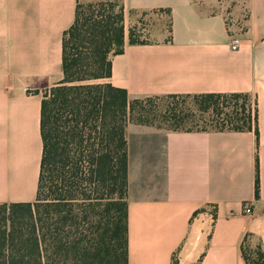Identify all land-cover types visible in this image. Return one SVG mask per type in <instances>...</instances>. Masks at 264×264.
Instances as JSON below:
<instances>
[{
  "label": "crops",
  "instance_id": "1",
  "mask_svg": "<svg viewBox=\"0 0 264 264\" xmlns=\"http://www.w3.org/2000/svg\"><path fill=\"white\" fill-rule=\"evenodd\" d=\"M102 1L122 5L126 23L131 13L170 10L172 30L145 45L127 41L101 83L132 100L247 95L257 114L244 132L128 125L129 264H246V239L264 252V0H243V20L226 0H0V206L37 200L42 103L64 78V33L78 4Z\"/></svg>",
  "mask_w": 264,
  "mask_h": 264
},
{
  "label": "trees",
  "instance_id": "2",
  "mask_svg": "<svg viewBox=\"0 0 264 264\" xmlns=\"http://www.w3.org/2000/svg\"><path fill=\"white\" fill-rule=\"evenodd\" d=\"M127 41L149 43L135 27L127 32L125 9L117 1L78 4L63 38L64 78L42 103L37 200L0 206V264H129L130 123L158 129L164 124V130L184 133L256 127L247 95L132 100L126 90L101 83L112 76V57L125 52ZM241 99L249 104L225 113L226 104ZM201 122L211 128H201ZM255 195H260L258 164ZM242 254L246 264H264L261 247L251 249L247 239Z\"/></svg>",
  "mask_w": 264,
  "mask_h": 264
},
{
  "label": "rangeland",
  "instance_id": "3",
  "mask_svg": "<svg viewBox=\"0 0 264 264\" xmlns=\"http://www.w3.org/2000/svg\"><path fill=\"white\" fill-rule=\"evenodd\" d=\"M223 3L225 4L224 6L227 8V10L232 11L238 8L241 13L239 18L240 20L245 18V4L243 0H226ZM125 26L127 32L135 27L137 36L140 40L156 42L164 39L166 37L164 35H169L171 24L169 15L167 13L164 11H155L150 13H131L130 19L128 23L125 24ZM188 101L191 103L192 99H188ZM179 102L183 104V99H180ZM246 103L249 104L247 101H244V99H241L239 102L232 101L231 103L226 104V107L228 106V108L225 107L224 111L225 113H231L235 107L242 109ZM190 126L187 124L188 128H190ZM210 126L211 124L208 123H200L201 128L204 127L210 129ZM162 128L165 129L167 127L162 124Z\"/></svg>",
  "mask_w": 264,
  "mask_h": 264
},
{
  "label": "built area",
  "instance_id": "4",
  "mask_svg": "<svg viewBox=\"0 0 264 264\" xmlns=\"http://www.w3.org/2000/svg\"><path fill=\"white\" fill-rule=\"evenodd\" d=\"M241 39L239 37H233L232 42H231V50L232 51H238L241 48ZM244 213L247 215H252L253 214V209L251 205H245L244 206Z\"/></svg>",
  "mask_w": 264,
  "mask_h": 264
}]
</instances>
